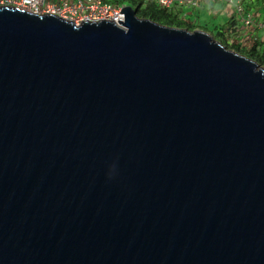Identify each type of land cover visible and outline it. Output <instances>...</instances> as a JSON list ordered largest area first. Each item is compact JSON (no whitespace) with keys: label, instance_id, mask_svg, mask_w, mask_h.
<instances>
[{"label":"water","instance_id":"obj_1","mask_svg":"<svg viewBox=\"0 0 264 264\" xmlns=\"http://www.w3.org/2000/svg\"><path fill=\"white\" fill-rule=\"evenodd\" d=\"M119 13L0 6V264H264V68Z\"/></svg>","mask_w":264,"mask_h":264},{"label":"built area","instance_id":"obj_2","mask_svg":"<svg viewBox=\"0 0 264 264\" xmlns=\"http://www.w3.org/2000/svg\"><path fill=\"white\" fill-rule=\"evenodd\" d=\"M143 2H153L156 5L164 8H171L175 5H184L188 8L189 6H195L203 0H142ZM222 2L227 3L234 9L235 15L239 16V21L242 25L234 26L236 30V38L245 40L244 44L246 46L250 45L252 41L249 37L251 34V29H246V26L254 23L257 25V28L260 29L263 33L264 41V24L256 23L252 14L247 12L242 5V1L236 0H221ZM2 2V4H1ZM0 4L4 7H14V8H24L26 11L42 14L41 10L47 8L48 5L53 9L50 13L46 12L43 14H52L58 16L64 20L73 22L75 25L80 24L83 21L86 22H97V21H109L117 23L123 19L122 13H119L122 6L113 7L108 3L102 2V0H0ZM186 4V5H185ZM57 7V8H55ZM20 9V10H24ZM241 31L246 33L245 36H241ZM246 30V31H245ZM242 40H237L240 42ZM264 50V48H263Z\"/></svg>","mask_w":264,"mask_h":264},{"label":"trees","instance_id":"obj_3","mask_svg":"<svg viewBox=\"0 0 264 264\" xmlns=\"http://www.w3.org/2000/svg\"><path fill=\"white\" fill-rule=\"evenodd\" d=\"M105 3L110 4L113 7H117L118 5H130L134 11L135 15L138 18L141 19H149L155 23L169 26V27H175V28H182L186 29L188 31H192L195 29H199L202 31H205V28L200 27L196 25L193 21H195V18L187 17L186 15H183L181 8L173 7V8H164L159 7L153 2H143L142 0H102ZM210 0H206L204 2H208ZM216 2V0H214ZM250 4L257 5V6H264V0H248ZM186 5V4H185ZM199 5H203V7H198ZM183 7L184 5H180ZM186 7V6H185ZM190 8H184L185 13L191 9H209L208 7H205L203 1L198 4L197 6H189ZM215 9L222 8L223 10V3H220V6L214 7ZM216 11V10H215ZM191 13V12H190ZM196 16V14L194 15ZM212 31L211 36L216 40L219 44L224 46L226 49L231 50L237 54H240L242 56H245L254 62L258 64V66L264 68V50L262 49V41H255L251 46H246L244 44L245 40L242 39H234L233 37H229V32L235 34L236 30H234V20L233 17H230L225 23V27L223 25L217 26L215 24H212ZM211 27V28H212ZM225 28V29H224ZM207 32V31H206ZM231 34V35H233ZM237 40H242L240 42H237ZM228 41H232L233 43H229Z\"/></svg>","mask_w":264,"mask_h":264},{"label":"rangeland","instance_id":"obj_4","mask_svg":"<svg viewBox=\"0 0 264 264\" xmlns=\"http://www.w3.org/2000/svg\"><path fill=\"white\" fill-rule=\"evenodd\" d=\"M204 1H206V0H203V3L205 5V7H208L209 9H202L201 8V9H198L197 11H196V9H193L192 11L196 12V16H193L191 18H195V21H193V22L196 25H198V26H200L202 28L204 27L205 28V32L207 31V33L209 35H211L210 33H211L212 29H213L212 24H215V25H217L219 27H220V25H223L225 27V23H227V21H228V19L230 17H233V20H234L235 24H237V22L239 21V16H237V14L235 15L234 9L232 7H230L231 8V14H229V10H228L227 15H225L226 14L225 13V11H226L225 9H228L227 8V6H228L227 3L222 2L221 0H216V2L214 0H210L208 2H204ZM200 3L201 2H199L198 4H200ZM220 3H223V12L220 11L219 13H216L214 7H216L217 5L220 6ZM1 4H2V2H1ZM1 4H0V6H3ZM198 4H196L195 6H197ZM122 5L125 6L124 4H122ZM122 5H118V6H122ZM198 7H203V5H199ZM55 8H57V7H55ZM171 8H173V7H171ZM41 11H42L41 12L42 14L46 13V12L50 13L51 11H53V9H51V7L48 5L47 8L45 7ZM254 11H255V9L252 8V9L249 10V13L253 14ZM255 20L258 21L259 23L264 24V12L261 11L259 16ZM246 29H252V30L257 29V25H255L254 23H251L250 25L246 26ZM228 33L230 34L229 35L230 38L233 37L234 39H237L236 38V36H237L236 33L233 34V33L229 32V31H228ZM231 34H233V35H231ZM259 34H260V32H259ZM245 35H246V33L242 34V36H245ZM228 42L230 44L233 43L232 41H228Z\"/></svg>","mask_w":264,"mask_h":264},{"label":"crops","instance_id":"obj_5","mask_svg":"<svg viewBox=\"0 0 264 264\" xmlns=\"http://www.w3.org/2000/svg\"><path fill=\"white\" fill-rule=\"evenodd\" d=\"M236 1H242V5L244 6V8H245V10L247 11V12H249V10L250 9H255V11L253 12V17H254V21L256 22V23H258V21H256L255 19H257V17L259 16V14H260V12L262 11V12H264V6H257V5H252V4H250V2L248 1V0H236ZM180 7L181 8V11H182V13H183V15H186L187 17H193L195 14H196V12H193L191 9H189L186 13H185V9L184 8H187V7H185V6H183V7H181L180 5H175V6H173V7ZM160 7V6H159ZM227 8L228 9H225L226 11H225V15H227V13H228V10H229V14H231V8H230V5H228L227 6ZM199 9H201V8H199ZM202 9H204V8H202ZM215 9V8H214ZM198 10V9H197ZM216 10V13H219L220 11H222L223 12V10H222V8H220V10L219 9H215ZM191 12V13H190ZM239 23V25H242V23L239 21L238 22ZM235 25H237V24H235V22H234V26ZM246 31V30H245ZM243 32L244 31H241L240 30V33H241V36H242V34H243ZM259 32H260V34H259ZM248 38H250L252 41H250V46L255 42V41H262V49L264 48V41H263V33H262V31L260 30V29H254V30H252L251 29V34L249 35V37Z\"/></svg>","mask_w":264,"mask_h":264},{"label":"bare ground","instance_id":"obj_6","mask_svg":"<svg viewBox=\"0 0 264 264\" xmlns=\"http://www.w3.org/2000/svg\"><path fill=\"white\" fill-rule=\"evenodd\" d=\"M9 8H12V9H14V7H9ZM19 9H24V8H19Z\"/></svg>","mask_w":264,"mask_h":264},{"label":"clouds","instance_id":"obj_7","mask_svg":"<svg viewBox=\"0 0 264 264\" xmlns=\"http://www.w3.org/2000/svg\"><path fill=\"white\" fill-rule=\"evenodd\" d=\"M123 20V19H122ZM117 24V23H116Z\"/></svg>","mask_w":264,"mask_h":264}]
</instances>
